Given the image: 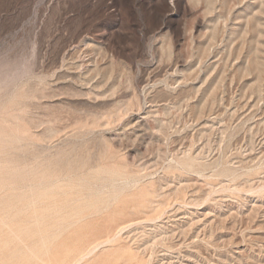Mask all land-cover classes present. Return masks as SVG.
<instances>
[{"label":"rangeland","instance_id":"1","mask_svg":"<svg viewBox=\"0 0 264 264\" xmlns=\"http://www.w3.org/2000/svg\"><path fill=\"white\" fill-rule=\"evenodd\" d=\"M0 264H264V0H0Z\"/></svg>","mask_w":264,"mask_h":264},{"label":"bare ground","instance_id":"2","mask_svg":"<svg viewBox=\"0 0 264 264\" xmlns=\"http://www.w3.org/2000/svg\"><path fill=\"white\" fill-rule=\"evenodd\" d=\"M123 112V111H122ZM132 169V168H131ZM125 230V229H124ZM113 231V230H112ZM112 231H110V232H112ZM117 231V230H116ZM118 232H119V230H118ZM107 237V236H106ZM113 238L114 237H112L111 235L110 236H108V238L105 240V241H103V242H101V243H99V244H97V245H95V246H93L92 248H90L87 252H85V253H83V254H80V256H79V258H78V261H83V260H85L86 258H88V257H90L91 255H93L95 252H97V249L100 247V246H102L103 244H105V243H110V242H112L113 241ZM94 245V244H93Z\"/></svg>","mask_w":264,"mask_h":264}]
</instances>
